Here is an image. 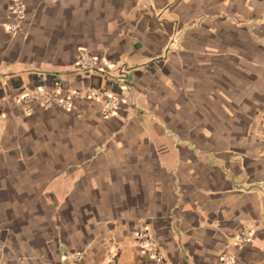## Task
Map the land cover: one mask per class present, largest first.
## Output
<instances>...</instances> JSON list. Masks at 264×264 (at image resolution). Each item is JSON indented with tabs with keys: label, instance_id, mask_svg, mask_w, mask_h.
<instances>
[{
	"label": "crops",
	"instance_id": "1",
	"mask_svg": "<svg viewBox=\"0 0 264 264\" xmlns=\"http://www.w3.org/2000/svg\"><path fill=\"white\" fill-rule=\"evenodd\" d=\"M142 229L160 264H264V0H0V264H158Z\"/></svg>",
	"mask_w": 264,
	"mask_h": 264
},
{
	"label": "built area",
	"instance_id": "2",
	"mask_svg": "<svg viewBox=\"0 0 264 264\" xmlns=\"http://www.w3.org/2000/svg\"><path fill=\"white\" fill-rule=\"evenodd\" d=\"M10 12L15 18H21L24 13L21 3H13ZM8 29L10 31H15L16 27L9 26ZM75 65L78 70L83 72L94 71L103 73L109 68V66L107 65V61L104 58L91 56L83 49H79L77 51ZM77 97L78 93L76 92L64 97L55 91L42 90L37 93L21 95L19 98H17V102L23 105H27L33 101H37L42 108L58 107L64 111H70L74 106L73 99ZM87 97L92 101H102L103 107L101 115L105 118L113 115L120 104V98L118 96L107 94L101 89L94 90L93 92L89 93ZM249 240L250 238L248 236H244L241 239L242 242H247ZM135 242L146 254L154 258L158 264L161 263L160 253L157 251V247L152 237L148 234V232H146V230H138L135 233ZM116 258V254L114 252L110 263L115 264ZM74 260H78L77 255L74 256ZM221 263L232 264V258L229 255H225L221 259Z\"/></svg>",
	"mask_w": 264,
	"mask_h": 264
}]
</instances>
